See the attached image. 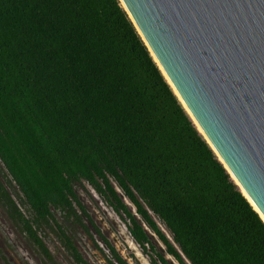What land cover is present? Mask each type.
<instances>
[{
  "label": "trees",
  "instance_id": "trees-1",
  "mask_svg": "<svg viewBox=\"0 0 264 264\" xmlns=\"http://www.w3.org/2000/svg\"><path fill=\"white\" fill-rule=\"evenodd\" d=\"M83 183L151 264L170 263L150 234L176 264H264V222L120 1L0 0V214L43 264H88L75 242L96 245L91 229L107 264H129L78 199Z\"/></svg>",
  "mask_w": 264,
  "mask_h": 264
},
{
  "label": "water",
  "instance_id": "water-1",
  "mask_svg": "<svg viewBox=\"0 0 264 264\" xmlns=\"http://www.w3.org/2000/svg\"><path fill=\"white\" fill-rule=\"evenodd\" d=\"M119 1L195 127L264 222V0Z\"/></svg>",
  "mask_w": 264,
  "mask_h": 264
},
{
  "label": "rangeland",
  "instance_id": "rangeland-1",
  "mask_svg": "<svg viewBox=\"0 0 264 264\" xmlns=\"http://www.w3.org/2000/svg\"><path fill=\"white\" fill-rule=\"evenodd\" d=\"M76 193L95 226L126 258L129 264H149L147 256L140 251L133 241H130L124 221L88 185L83 183L81 187L76 186ZM14 199L16 200V198ZM124 201L128 203L126 199ZM154 220L164 234L170 238L164 225L157 218H154ZM90 232L93 234V238L98 241V237L93 233L92 229ZM42 239L48 250L53 252L55 246H57L54 238L46 233ZM75 245L88 264H106L103 257L104 254L106 255V251L103 249L99 251L83 232L77 234ZM0 251L9 264H43L38 259L34 249L32 250L23 238L18 237L13 232L12 227L5 221L2 214H0ZM130 253L133 258L129 257ZM1 261L0 259V264H2Z\"/></svg>",
  "mask_w": 264,
  "mask_h": 264
},
{
  "label": "flooded vegetation",
  "instance_id": "flooded-vegetation-1",
  "mask_svg": "<svg viewBox=\"0 0 264 264\" xmlns=\"http://www.w3.org/2000/svg\"><path fill=\"white\" fill-rule=\"evenodd\" d=\"M101 233V232H100ZM108 242H109V244L111 245V246H113L111 243H110V241L105 237V236H103ZM97 241V240H96ZM99 245V246H98ZM94 246H96L97 248H98V250L99 251H101L102 249L103 250H105L106 251V255L104 254L103 255V257H104V261H105V263L107 264V262H106V257L108 256V249L106 248V246L99 240V238H98V241L96 242V245L94 244ZM114 247V246H113ZM114 249L118 252V254L124 259V260H126V258L124 257V256H122L121 254H120V252L114 247ZM103 253V252H102ZM145 255V254H144ZM129 257H131V258H133V256H132V254L130 253V255H129ZM148 258V257H147ZM148 260V262H149V264H151V262L149 261V259H147Z\"/></svg>",
  "mask_w": 264,
  "mask_h": 264
}]
</instances>
